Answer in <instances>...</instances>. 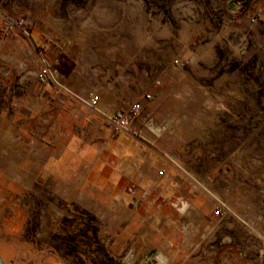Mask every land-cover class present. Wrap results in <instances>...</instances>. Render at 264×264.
<instances>
[{"label": "crops", "instance_id": "obj_1", "mask_svg": "<svg viewBox=\"0 0 264 264\" xmlns=\"http://www.w3.org/2000/svg\"><path fill=\"white\" fill-rule=\"evenodd\" d=\"M168 8L167 0H0V29L24 18L27 31L0 36V180L20 195L37 183L51 189L118 227L124 249L133 240L151 246V264H185L194 256L203 264L232 213L202 202L198 188L179 186L170 151L176 139L147 122L162 115V102L184 80L173 77L179 62L164 43L174 36ZM47 68L67 93L57 96L51 82L37 79ZM87 97L98 99L95 110ZM136 104L142 112L130 131L114 135L105 120ZM132 186L160 205L112 204Z\"/></svg>", "mask_w": 264, "mask_h": 264}, {"label": "rangeland", "instance_id": "obj_2", "mask_svg": "<svg viewBox=\"0 0 264 264\" xmlns=\"http://www.w3.org/2000/svg\"><path fill=\"white\" fill-rule=\"evenodd\" d=\"M167 1L174 36L164 43L179 62L173 77L184 80L173 85L181 91H170L174 98L162 102V115L155 122L148 120L149 127L176 139L170 151L178 159L176 171L182 174L179 186L198 188L205 194L202 202L214 208L225 206L232 213L221 222L222 236L209 245L203 264H264V0H253L250 8L246 0ZM59 83L66 89L60 78ZM55 135L52 132L48 138ZM16 193L0 180L3 263L51 264L54 259L41 250L61 248L56 235L67 217L73 216L79 225L96 220L94 233L116 258L113 264H151V257L143 260V252L138 253L151 246L141 240L133 245V240L124 249L118 227L65 202L51 189L37 183L26 195ZM112 198V204L132 203L128 193ZM157 198L152 202L150 196L142 203L160 204ZM85 243L81 248L87 253ZM193 259L185 264H199Z\"/></svg>", "mask_w": 264, "mask_h": 264}, {"label": "flooded vegetation", "instance_id": "obj_3", "mask_svg": "<svg viewBox=\"0 0 264 264\" xmlns=\"http://www.w3.org/2000/svg\"><path fill=\"white\" fill-rule=\"evenodd\" d=\"M218 161L220 164L222 163L220 155ZM128 194L132 197L130 205L133 207L140 205L146 199V197L141 196L137 187L129 188ZM67 218L68 221L65 222L67 227L64 224L60 225V233L56 235V240L62 242L61 248L57 250L56 247L53 251L41 250L44 256L54 259L51 264H113L116 261V258L110 254L108 247L105 246L103 239L99 237L97 232L94 233L95 219L88 220L89 223L85 225H79L75 217L69 216ZM176 220L179 224L184 222L183 219ZM27 238L29 239V237ZM84 241H86L84 245L88 250L87 253L81 248ZM27 242L30 243V241ZM152 250L148 251V257L153 256ZM78 259H82V261Z\"/></svg>", "mask_w": 264, "mask_h": 264}, {"label": "built area", "instance_id": "obj_4", "mask_svg": "<svg viewBox=\"0 0 264 264\" xmlns=\"http://www.w3.org/2000/svg\"><path fill=\"white\" fill-rule=\"evenodd\" d=\"M15 28H19L23 33H27L25 19L19 18L16 20H9L7 24L2 29H0V36L11 32ZM36 76L41 83L51 82L55 89V95H60L64 91H66V89L59 83V75L56 72L51 71L49 68L38 72ZM147 99H151V96H147ZM84 102L87 104V106L91 108H96L98 99L96 97H87L84 99ZM141 112L142 109L139 105H133L129 107L126 111L109 118L107 125L114 134L130 131L131 122L136 120L141 114ZM147 122L149 124V121ZM218 214L222 215L224 214V211L222 210L218 212Z\"/></svg>", "mask_w": 264, "mask_h": 264}, {"label": "trees", "instance_id": "obj_5", "mask_svg": "<svg viewBox=\"0 0 264 264\" xmlns=\"http://www.w3.org/2000/svg\"><path fill=\"white\" fill-rule=\"evenodd\" d=\"M252 1H253V0H246V5H245V6H246L247 8H250V7H249V3L252 2ZM33 243H34V242H33Z\"/></svg>", "mask_w": 264, "mask_h": 264}, {"label": "water", "instance_id": "obj_6", "mask_svg": "<svg viewBox=\"0 0 264 264\" xmlns=\"http://www.w3.org/2000/svg\"><path fill=\"white\" fill-rule=\"evenodd\" d=\"M152 254H155V251H153ZM0 264H4L3 261L1 260V257H0Z\"/></svg>", "mask_w": 264, "mask_h": 264}]
</instances>
